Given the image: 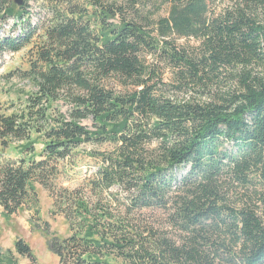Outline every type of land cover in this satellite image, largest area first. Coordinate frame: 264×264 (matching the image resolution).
<instances>
[{
  "label": "trees",
  "instance_id": "trees-1",
  "mask_svg": "<svg viewBox=\"0 0 264 264\" xmlns=\"http://www.w3.org/2000/svg\"><path fill=\"white\" fill-rule=\"evenodd\" d=\"M9 20L0 60L30 45L36 90L0 106L5 216L45 190L59 264H264V0H0Z\"/></svg>",
  "mask_w": 264,
  "mask_h": 264
},
{
  "label": "rangeland",
  "instance_id": "rangeland-1",
  "mask_svg": "<svg viewBox=\"0 0 264 264\" xmlns=\"http://www.w3.org/2000/svg\"><path fill=\"white\" fill-rule=\"evenodd\" d=\"M30 19L32 23H37L43 19L44 9L41 3L30 2ZM12 21H8L0 29L3 34H16L11 32ZM178 43L183 44V40ZM31 46L28 45L16 53H5L0 60V106L6 112H15L16 108L22 106L28 94L36 90L35 82L22 75V72L29 69V61L31 58ZM58 109L65 113L67 107L61 102L52 103L50 110ZM86 126H90L89 120L82 122ZM37 149L40 145L37 144ZM90 146H82L76 151L75 163L76 168L71 178L73 183L79 182L84 176L92 173L95 169V161L86 156V151ZM15 144L4 151V156H15ZM37 197L39 201L38 211L21 210L13 215L5 216L0 207V258L12 257L21 264H31L29 259L18 255L14 250V242L17 239H23L27 243L36 262L33 264H59L55 254L47 248V240L52 237L64 238L69 234L68 226L61 215H53L51 213V199L48 193L41 187H36Z\"/></svg>",
  "mask_w": 264,
  "mask_h": 264
},
{
  "label": "water",
  "instance_id": "water-1",
  "mask_svg": "<svg viewBox=\"0 0 264 264\" xmlns=\"http://www.w3.org/2000/svg\"><path fill=\"white\" fill-rule=\"evenodd\" d=\"M16 4H21V0H14Z\"/></svg>",
  "mask_w": 264,
  "mask_h": 264
}]
</instances>
